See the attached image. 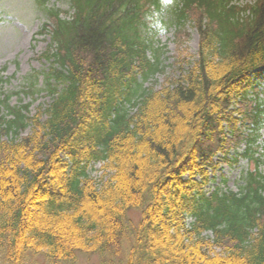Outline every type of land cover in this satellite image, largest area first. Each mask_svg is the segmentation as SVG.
I'll use <instances>...</instances> for the list:
<instances>
[{
	"label": "trees",
	"instance_id": "obj_1",
	"mask_svg": "<svg viewBox=\"0 0 264 264\" xmlns=\"http://www.w3.org/2000/svg\"><path fill=\"white\" fill-rule=\"evenodd\" d=\"M38 1L50 66L25 93L52 102L32 115L0 100V264H264V0H69L71 14ZM164 13L199 51L143 88L162 71L148 32ZM240 158L239 191L207 193ZM98 162L109 178L90 176Z\"/></svg>",
	"mask_w": 264,
	"mask_h": 264
},
{
	"label": "rangeland",
	"instance_id": "obj_2",
	"mask_svg": "<svg viewBox=\"0 0 264 264\" xmlns=\"http://www.w3.org/2000/svg\"><path fill=\"white\" fill-rule=\"evenodd\" d=\"M240 4L252 2V0H238ZM49 7L57 8L70 12L68 0H48ZM72 12H70L71 14ZM47 18L43 9L36 0H0V100L6 95L11 96L12 106L29 105L32 114H35L40 106L46 107L51 103V98L46 92H38L34 96L25 93L28 88L27 79L30 75L40 73L38 88L43 86L44 80L41 72L47 70L50 64L46 59H39L47 51L50 44L48 35H40L41 29ZM166 31L160 34L155 29L152 31L151 39L155 45L162 47L163 53L161 60L165 67V74H157L152 80L144 83V87L154 86L159 88L160 84L166 79V75L174 73L171 65L175 61V53L178 48L174 41L175 28L167 20L161 21ZM189 40L181 41L182 54L197 55L199 50V36L197 31L189 27ZM186 47V49H184ZM255 80L258 77L254 78ZM261 79V78H260ZM264 89V86L262 87ZM45 109V108H43ZM30 133V128L21 133L26 136ZM6 139V138H5ZM246 162L241 161L238 165H221L213 175L214 185H220L224 190L237 191L241 184L240 175L245 169ZM104 164L98 162L92 164L88 171L92 178L97 181L107 174L110 177L111 171L104 169ZM264 170V167H263ZM227 179L225 185L221 184L223 178ZM137 214L134 215V222H137ZM35 264H49L43 259H38ZM64 264V263H62ZM75 264H103L99 256L78 255ZM104 264H110L109 262Z\"/></svg>",
	"mask_w": 264,
	"mask_h": 264
},
{
	"label": "clouds",
	"instance_id": "obj_3",
	"mask_svg": "<svg viewBox=\"0 0 264 264\" xmlns=\"http://www.w3.org/2000/svg\"><path fill=\"white\" fill-rule=\"evenodd\" d=\"M161 8L167 9L173 4V0H160ZM152 28L155 29L160 34H164L166 31L165 26L161 23V21L156 20L152 24Z\"/></svg>",
	"mask_w": 264,
	"mask_h": 264
}]
</instances>
